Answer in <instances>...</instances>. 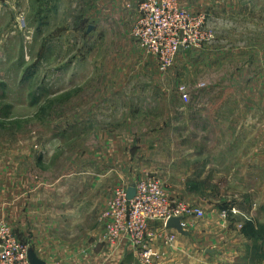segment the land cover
I'll return each instance as SVG.
<instances>
[{
	"label": "rangeland",
	"instance_id": "374dc122",
	"mask_svg": "<svg viewBox=\"0 0 264 264\" xmlns=\"http://www.w3.org/2000/svg\"><path fill=\"white\" fill-rule=\"evenodd\" d=\"M132 1L0 0V219L35 251L37 186H109V203L153 176L205 212L187 217L188 236L153 246L195 264L217 236L196 227L220 217L223 231L247 232L238 220L254 196L236 186H262L264 0H178L213 36L168 70L134 37ZM105 211H77L71 247L108 244Z\"/></svg>",
	"mask_w": 264,
	"mask_h": 264
},
{
	"label": "built area",
	"instance_id": "2783aa9c",
	"mask_svg": "<svg viewBox=\"0 0 264 264\" xmlns=\"http://www.w3.org/2000/svg\"><path fill=\"white\" fill-rule=\"evenodd\" d=\"M138 17L133 35L142 49L154 56L161 70L174 66L181 51L200 47L212 39L206 24V14L191 13L178 0H133L129 5ZM182 98L189 100L185 85L180 87ZM136 194L128 197L129 186H119L109 202L103 218L106 220L105 241L112 247L125 240L139 250L143 264H154L159 253L157 241L166 245L176 239V230L167 227L171 217L202 218L203 209L172 200L159 179L148 176L136 182ZM159 222L160 226H154ZM179 234V233H178ZM30 246L14 233L10 225L0 219V264H31Z\"/></svg>",
	"mask_w": 264,
	"mask_h": 264
},
{
	"label": "crops",
	"instance_id": "0c3cea01",
	"mask_svg": "<svg viewBox=\"0 0 264 264\" xmlns=\"http://www.w3.org/2000/svg\"><path fill=\"white\" fill-rule=\"evenodd\" d=\"M141 164L146 168L152 166L151 157H145ZM260 182L262 186H236L237 192L254 196L253 202H249L247 211H244V217H239L238 220L248 226L247 232L237 228L236 231L231 228L223 231L222 226L228 222L220 217L203 221L196 227L197 236L207 225L212 226V231L217 236L214 234L213 250H196L195 264H264V174L260 177ZM173 187L165 188L172 191ZM36 189L35 197L31 199L36 203L37 220L35 234L32 233L35 237L34 252L45 264H139V250L125 240L115 247L108 244H99L97 247L91 243L87 247L77 243L74 247L70 246L76 230L75 218L79 215L77 211L86 210L85 215H90L91 218L100 215L99 210H106L109 204V186H37ZM237 206L239 207L238 204ZM154 226H160V223L157 222ZM169 229L172 231V228ZM89 232L92 234L88 240L97 241L100 231H95L92 227ZM179 241H183L181 236ZM186 251L181 247L174 250L161 248L160 259L154 264H182L181 258ZM183 264H187L186 261Z\"/></svg>",
	"mask_w": 264,
	"mask_h": 264
},
{
	"label": "water",
	"instance_id": "95a60500",
	"mask_svg": "<svg viewBox=\"0 0 264 264\" xmlns=\"http://www.w3.org/2000/svg\"><path fill=\"white\" fill-rule=\"evenodd\" d=\"M136 194V187L135 185L129 187L128 190V197L132 199ZM182 217H171L167 220V227L177 230L180 234H188V232L182 226ZM29 258L31 264H45V262L38 258L35 252L30 248L29 250Z\"/></svg>",
	"mask_w": 264,
	"mask_h": 264
},
{
	"label": "bare ground",
	"instance_id": "6f19581e",
	"mask_svg": "<svg viewBox=\"0 0 264 264\" xmlns=\"http://www.w3.org/2000/svg\"><path fill=\"white\" fill-rule=\"evenodd\" d=\"M169 228V227H168Z\"/></svg>",
	"mask_w": 264,
	"mask_h": 264
}]
</instances>
